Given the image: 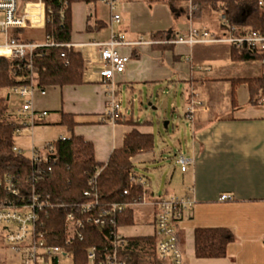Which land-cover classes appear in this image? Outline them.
Instances as JSON below:
<instances>
[{"label":"crops","instance_id":"obj_1","mask_svg":"<svg viewBox=\"0 0 264 264\" xmlns=\"http://www.w3.org/2000/svg\"><path fill=\"white\" fill-rule=\"evenodd\" d=\"M187 3L120 0L114 11L120 17L118 23L111 21L103 1L71 4L70 44L83 61L82 83L49 87L44 95H33L34 111L46 115L37 116L29 131V151L32 147L42 150L47 143L67 136L66 128L59 124L61 115L74 117V135L92 144L95 161L100 164L106 163L132 130L153 135L150 121L134 120L121 106L119 122L107 117L103 69L91 44L107 41L111 32L123 35L128 43L139 44L118 49L128 57V63L123 73L114 75L115 98L124 90L129 106H133L137 95L141 108L145 102L151 106L163 90L183 86L190 142L185 151L179 141L173 145L178 144L173 154L175 166L173 162L168 164L169 147L161 140H154L151 152L131 159L133 167L153 170L159 184L151 187L150 181L140 176L144 195L136 207L148 208L139 224L145 230L133 235L130 226L121 227L120 232L125 230L127 237H148L158 199H188L193 204L177 224L184 264H264V105L250 104L245 83L234 89L231 84V80L259 77L264 66L261 61H233L227 44L172 43L191 28H205L213 34L209 30L211 15L193 20ZM190 109L193 112L189 115ZM129 119L137 124L125 123ZM35 126L38 129H33ZM178 154L193 159L184 172L176 163ZM221 195L230 200L220 201ZM197 228H225L232 232L234 240L227 246L224 258L194 257L193 233ZM0 264H6L5 260L0 258Z\"/></svg>","mask_w":264,"mask_h":264},{"label":"trees","instance_id":"obj_2","mask_svg":"<svg viewBox=\"0 0 264 264\" xmlns=\"http://www.w3.org/2000/svg\"><path fill=\"white\" fill-rule=\"evenodd\" d=\"M42 1L47 19L42 29L44 40L49 37L57 44H68L71 4H94L104 0ZM20 2L23 3L24 0ZM192 5L193 20L224 12L237 34L253 30L262 31L264 28V17L257 7L256 0H192ZM23 32L24 30L15 31L12 35L21 39ZM25 41L37 43L33 39ZM231 59L261 61L264 60V55L251 54L246 50L231 47ZM27 64V60L0 58V92H11L14 87L28 85L30 76L35 87L43 90L54 86H77L82 83V58L70 48L64 46L38 48L31 59V69ZM241 83L248 87L250 104L256 105L264 93V71L257 78L231 80L232 89ZM231 96L234 102L233 94ZM7 98L9 99L8 96L0 95V200L10 198L5 189L7 178L18 188L22 196L27 194L24 187L33 183L35 194L53 206L46 208L39 215L42 229L48 235L49 242L62 247L65 254H70L73 264H88L86 251L92 246L106 244L108 230L134 224L132 207L143 198L144 186L139 181L142 180L141 177L134 172L131 159L152 151L153 135L132 130L124 136L122 146L111 152L106 163L100 164L95 161L92 144L74 135L73 128L76 125L74 117L61 115L59 124L66 128L67 136L47 143L44 148L53 147V153L48 154L46 160L33 163L31 156L30 158L22 156L15 145L14 139L18 134L16 130L23 129L21 126L24 120L19 115L22 119L20 124L7 115ZM125 123L137 124L130 119ZM14 148L19 152L14 151ZM85 192L89 195L85 196ZM86 204L107 210L103 216L105 226L92 224L88 221L90 215H84L76 208ZM114 205L121 209L109 211V207ZM69 213L83 220L84 224L74 233L71 241L65 244L66 216ZM233 240V234L228 229L197 228L193 233L194 257L222 259L226 255L227 246ZM131 243L137 248V251L131 254L135 264L152 255L154 243L152 238L136 237ZM144 247L146 253L142 254L141 250Z\"/></svg>","mask_w":264,"mask_h":264},{"label":"built area","instance_id":"obj_3","mask_svg":"<svg viewBox=\"0 0 264 264\" xmlns=\"http://www.w3.org/2000/svg\"><path fill=\"white\" fill-rule=\"evenodd\" d=\"M120 0H104L103 2L111 13V21L119 22V15L115 14L116 5ZM257 7L264 17V0H256ZM189 14L194 10L192 0H188ZM46 12L42 0H24L19 4V0H0V58L6 60H27V67L31 69V59L36 49L41 47L64 46L71 49V44H57L52 39L46 37L42 43H32L21 40L12 35L15 31L26 29H43L46 23ZM221 34H211L205 28H191L188 33L177 36L171 42L175 44H211L222 43L240 50H246L251 54L264 55V28L263 30L247 31L237 34L235 28L230 26L226 13L220 14L219 30ZM139 43H128L123 35L110 33V37L105 42L93 43L99 55L103 74L102 83L107 93V117L110 121H116L120 114V105L115 98V85L113 78L115 74L125 71L128 57L121 55L118 49L122 46L136 45ZM64 56V54L62 55ZM264 65V60H261ZM67 64V62L65 63ZM11 92L22 102L19 111L20 117L24 120L23 129L31 132L37 116L46 115L42 112L36 114L32 106V97L35 93L45 94V90L36 88L33 78L30 76L29 84L22 87H14ZM258 104L264 105V93L258 100ZM193 109H190V115ZM22 129L16 130L19 133ZM14 151L19 152L16 148ZM53 147H45L38 150L31 148V161L38 163L47 159V155L52 154ZM176 163L182 172L193 163L192 158L182 154L176 156ZM34 181V180H33ZM32 181V182H33ZM144 186V182L139 180ZM5 189L10 198L0 200V225L3 231V243L14 255L18 256L22 264H56L60 257L66 255L63 248L51 244L48 235L42 229V221L39 215L46 208L53 207L47 201H43L35 194L33 183L24 187L27 192L22 196L19 194L13 182L7 178ZM88 196V192H85ZM220 201L230 200L227 195H221ZM142 199L139 203H142ZM137 203V204H139ZM192 201L181 198H160L154 203L153 220L149 227L152 232L148 237L154 240L152 245V255L145 257L144 261L138 264H184L183 255L179 243L177 224L181 221L183 213L191 208ZM82 214L90 215L88 221L92 224L103 227L105 220L103 216L107 210L101 207H94L92 204L76 207ZM133 208V207H132ZM121 207H109V211H115ZM83 220L75 217L73 213L66 216L65 244L71 241L83 227ZM130 227V226H127ZM120 228L108 230L107 242L102 246H92L86 251L88 264H135L132 255L137 248L131 243L136 237H127L120 232ZM147 237V236H146ZM146 253V247L141 250ZM148 256V255H147Z\"/></svg>","mask_w":264,"mask_h":264},{"label":"rangeland","instance_id":"obj_4","mask_svg":"<svg viewBox=\"0 0 264 264\" xmlns=\"http://www.w3.org/2000/svg\"><path fill=\"white\" fill-rule=\"evenodd\" d=\"M179 1L180 2L182 1V4L184 1H186V3L188 2V0H179ZM219 18H220L219 13L211 14L212 25L209 28V30L213 33L221 34L222 32L221 29L220 30L218 29ZM21 39L22 40L33 39L34 41H39V42L44 41L42 30H38V29L24 30ZM0 43H2L1 36H0ZM182 87L183 86L180 85V87L177 90L173 89L172 91L169 90L166 92L165 90H163L161 93H159L157 98L153 99L151 106H148L147 102H145L143 107L141 108L138 106L137 103L138 100L137 95L136 96L133 95L135 98L134 99L135 102L133 103L132 107H130L129 104L127 103V94L126 92H124V90L121 93H119L118 96H116V100L120 102V106L121 109H123V112L126 111L128 112V115L131 114L134 120L138 119L140 120V122L147 120L151 122L154 140L155 142H158L159 140L166 142L167 146L169 147L168 148L169 154L167 155L166 160L169 165L173 162L172 163L173 166H175L173 154L175 153L178 144L177 147L173 145L175 143H178L179 141L181 144V149L185 151L190 142L189 124L188 121L184 118L185 106L183 103L186 100L185 99L186 96L183 97L182 95L183 93ZM0 95L4 97L7 96L9 97V99H7L6 102L8 107L7 115L11 117L15 122L22 124L21 123L22 119L19 118V111L22 106L21 100L10 91L0 92ZM171 104H174L175 108L172 109ZM166 122H168L167 127L164 126ZM36 127L37 126L33 127V129H38ZM34 136L35 138L37 137V130L34 131ZM14 142L16 147L19 148V150L21 151V155L30 158L31 149L29 151V145H30L29 131L25 128L22 129L15 136ZM156 147L158 149L157 145ZM160 149L161 148H159V150ZM134 172L138 176H144L147 180H149L151 183V187H153L152 185H154L155 188L157 186V183L159 184V178H157L156 174H153L154 172L153 170L146 171L145 169L134 167ZM137 205L138 204L133 206L134 224L131 226L133 228L131 230L133 235L137 234L141 230H145L142 229L139 224L141 223L140 221L145 219V217L148 214L147 207H136ZM1 228L2 226L0 225V258L4 259L6 264H22L19 257L14 255L8 248L5 247L3 243V231ZM122 233L126 234V231L123 230ZM57 264H73L71 255L66 254L60 257Z\"/></svg>","mask_w":264,"mask_h":264},{"label":"water","instance_id":"obj_5","mask_svg":"<svg viewBox=\"0 0 264 264\" xmlns=\"http://www.w3.org/2000/svg\"><path fill=\"white\" fill-rule=\"evenodd\" d=\"M7 99H8V98H7ZM167 124H168V122H166V123L164 124V126L167 127Z\"/></svg>","mask_w":264,"mask_h":264}]
</instances>
